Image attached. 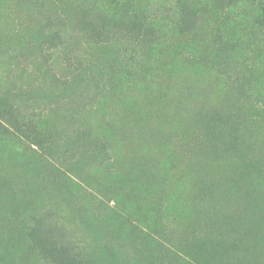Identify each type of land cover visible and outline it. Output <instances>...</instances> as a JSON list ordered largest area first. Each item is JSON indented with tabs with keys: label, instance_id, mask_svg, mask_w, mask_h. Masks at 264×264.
I'll return each mask as SVG.
<instances>
[{
	"label": "rangeland",
	"instance_id": "obj_1",
	"mask_svg": "<svg viewBox=\"0 0 264 264\" xmlns=\"http://www.w3.org/2000/svg\"><path fill=\"white\" fill-rule=\"evenodd\" d=\"M100 1L0 0V97L40 134L0 132V264H51L45 239L60 263L264 264L253 0H188L192 35L167 0L113 2L102 45L88 37ZM123 5L150 36L129 41L148 18Z\"/></svg>",
	"mask_w": 264,
	"mask_h": 264
},
{
	"label": "trees",
	"instance_id": "obj_2",
	"mask_svg": "<svg viewBox=\"0 0 264 264\" xmlns=\"http://www.w3.org/2000/svg\"><path fill=\"white\" fill-rule=\"evenodd\" d=\"M156 1L158 0H147V3L153 5V3ZM187 1L188 0H170V3H168L167 0L165 5L170 6L169 9H171V16H175L176 26L179 31L183 34L192 35L198 29V22L196 21L198 18V12L195 10L186 9L185 3H187ZM238 1L239 0H213V3H223L226 6H230L236 4ZM113 2H116L115 4L119 3L120 5L127 3L125 0H112V2H110L111 5H109V2L104 0L99 2L98 7L100 8L101 14H99L97 20L98 25H95L93 30L88 33V37L90 36V41L93 44L102 45V43L108 42L109 30L112 27L111 18H113L116 14L115 4H113ZM251 4L255 6L257 12L254 22L258 26L264 28V0H253ZM123 7L127 15L130 17L140 13L141 15H144L148 18L143 22V29L135 28L126 32L127 34L125 35L128 37L129 41H134L136 39H141L142 41L146 37L150 36L151 31L155 27V22H152V18L147 16L148 13L143 9H134L124 5ZM12 113V107L7 104L2 97H0V132L7 133L8 139L11 141V143H13L12 140H16L18 143L22 144H39L40 134L38 133V128L32 124L24 123L22 121L20 122ZM8 129L11 131L8 132ZM57 255L58 253L56 252V247L50 246L46 239L43 240V245L40 247L38 252L39 258L44 262L48 261L51 264L68 263H63L62 261V263H60L58 258L59 255Z\"/></svg>",
	"mask_w": 264,
	"mask_h": 264
}]
</instances>
